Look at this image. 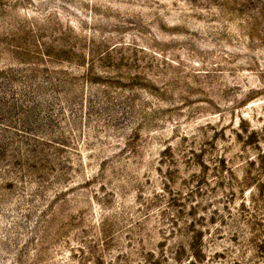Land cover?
I'll return each mask as SVG.
<instances>
[{"label":"rangeland","instance_id":"374dc122","mask_svg":"<svg viewBox=\"0 0 264 264\" xmlns=\"http://www.w3.org/2000/svg\"><path fill=\"white\" fill-rule=\"evenodd\" d=\"M0 264H264V0H0Z\"/></svg>","mask_w":264,"mask_h":264}]
</instances>
